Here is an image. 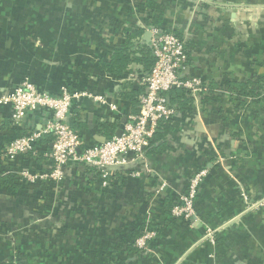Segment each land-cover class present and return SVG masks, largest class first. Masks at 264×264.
<instances>
[{"label": "crops", "instance_id": "1", "mask_svg": "<svg viewBox=\"0 0 264 264\" xmlns=\"http://www.w3.org/2000/svg\"><path fill=\"white\" fill-rule=\"evenodd\" d=\"M152 27L185 42L182 76L200 78L209 92L179 108L154 144H164L162 154L114 172L109 187L82 164L67 166L62 182L24 181L22 172L52 171L53 137L15 157L4 156L6 147L54 117L29 112L20 132L0 105V176L21 185H0V264H264V210L249 212L243 200L264 196V0H0V98L25 79L55 96L63 86L102 96L118 110L84 97L68 118L83 144H102L138 112L147 73L133 63L114 76L100 63L126 44L137 51ZM246 83L262 87L259 95H241ZM201 170L191 226L165 201L177 203ZM163 183L169 193L156 196ZM141 225L157 237L130 250Z\"/></svg>", "mask_w": 264, "mask_h": 264}, {"label": "built area", "instance_id": "2", "mask_svg": "<svg viewBox=\"0 0 264 264\" xmlns=\"http://www.w3.org/2000/svg\"><path fill=\"white\" fill-rule=\"evenodd\" d=\"M149 31L152 33L149 46L155 64L150 73L143 78L144 92L139 97L138 112L129 115L125 125H120L119 129H122L120 137L116 136L118 130H115L102 144L85 145L68 122L75 104L84 97L109 105L111 112H116L117 106L108 103L102 96H93L84 91H71L68 86H63L60 93L55 96L39 90L29 79H25L0 98L1 106L11 108V124L20 132L26 128L29 112L46 110L54 117L43 130L21 134L6 147L3 155L15 157L32 152L45 135L53 137L50 155L53 162L52 171L36 175L27 171L22 172L20 175L24 181L31 184L48 180L62 182L67 166L82 164L95 171L101 179L102 186L107 188L111 185L114 172H124L132 163L145 158V149L154 142L161 123L172 121L179 114L177 107L171 104L169 97L171 90L185 89L195 102H200L209 92V85L200 78L182 76L189 60L185 42L175 33L163 32L157 27H152ZM219 162L222 163V158H219ZM132 175L138 177L136 173ZM206 176V170L194 175L172 210L173 218L183 219L191 226L197 221L196 198ZM168 190V185L163 183L155 191V195L163 196L169 193ZM243 200L249 212L264 210V196L250 198L243 194ZM157 233L155 230L146 229L136 240V247L145 250L148 243L157 237ZM214 233L213 230H208L206 235L213 244Z\"/></svg>", "mask_w": 264, "mask_h": 264}, {"label": "trees", "instance_id": "3", "mask_svg": "<svg viewBox=\"0 0 264 264\" xmlns=\"http://www.w3.org/2000/svg\"><path fill=\"white\" fill-rule=\"evenodd\" d=\"M133 63H138L143 65L147 75L150 73V71L152 70L155 64V58L153 57L152 49L150 48L149 45L142 44L141 46H139L137 51H131L129 49V45L126 44L125 46L114 52V55L110 62L102 61L100 65L104 72L114 76H121L128 71L129 66ZM251 87L252 84L250 83L238 84V91L241 95H243V93L249 94L251 96L259 95L262 87L260 90L257 87L256 88H251ZM140 93L141 91L137 92V95L139 96ZM138 96H135L134 99H136L135 101L136 103L138 100V104H139V98H137ZM169 97L171 104L173 106H176L179 111H180L179 108L184 109L192 101V99L189 97V92L185 89H173L170 91ZM170 130H171V121L161 123L158 133L155 136L154 142L151 144L149 148L145 149V155L150 157L153 155L162 154L165 150L163 146L164 144L161 146H155L154 144L155 142H160L161 140H163V138L170 132ZM0 185L10 188L21 187L19 179H17L16 176H12V175L0 176ZM165 203L167 204L166 207L170 212V215L172 216V210L175 207L176 203L171 199L166 200ZM144 225L137 227V229L133 232V235L135 236L136 240L145 233ZM150 227L151 226L149 225V227L146 229L152 230ZM135 242L131 244L132 246L129 245L128 249L135 250L137 248ZM16 264H22V262L20 260H17Z\"/></svg>", "mask_w": 264, "mask_h": 264}, {"label": "water", "instance_id": "4", "mask_svg": "<svg viewBox=\"0 0 264 264\" xmlns=\"http://www.w3.org/2000/svg\"><path fill=\"white\" fill-rule=\"evenodd\" d=\"M151 38H152V33L151 32H147L146 36H145V41L147 42V44L150 45V41H151ZM127 122V118H124L123 120V124L122 125H125ZM122 135V129H118L117 133H116V136L117 137H120Z\"/></svg>", "mask_w": 264, "mask_h": 264}, {"label": "rangeland", "instance_id": "5", "mask_svg": "<svg viewBox=\"0 0 264 264\" xmlns=\"http://www.w3.org/2000/svg\"><path fill=\"white\" fill-rule=\"evenodd\" d=\"M149 244V243H148ZM148 249V245H147V247H146V249L145 250H147ZM113 260H110V261H107L105 264H109L110 262H112ZM92 264H95V263H92Z\"/></svg>", "mask_w": 264, "mask_h": 264}]
</instances>
